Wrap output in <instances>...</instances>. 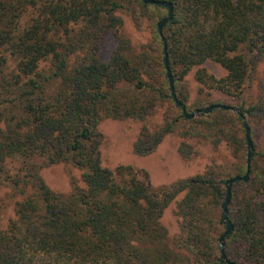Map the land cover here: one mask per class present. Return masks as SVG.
I'll return each mask as SVG.
<instances>
[{
	"label": "trees",
	"instance_id": "16d2710c",
	"mask_svg": "<svg viewBox=\"0 0 264 264\" xmlns=\"http://www.w3.org/2000/svg\"><path fill=\"white\" fill-rule=\"evenodd\" d=\"M161 1L173 6L165 41L158 25L169 10L143 0H0V187L15 212L0 231V264H227L222 206L227 182L247 172L246 122L251 174L232 188L225 254L230 263L264 264V80L263 95L251 94L264 68V0ZM126 18L146 31L145 42L123 32ZM166 52L188 113L213 105L215 92L239 113L186 119ZM207 62L226 77L210 75ZM159 113L162 123L152 124ZM105 119L142 124L139 157L170 135L184 160L199 155L194 142L217 157L202 174L156 188L143 171L103 166ZM58 165L81 173L68 195L42 176ZM173 203L174 234L165 224Z\"/></svg>",
	"mask_w": 264,
	"mask_h": 264
},
{
	"label": "rangeland",
	"instance_id": "374dc122",
	"mask_svg": "<svg viewBox=\"0 0 264 264\" xmlns=\"http://www.w3.org/2000/svg\"><path fill=\"white\" fill-rule=\"evenodd\" d=\"M123 32L134 44L145 42L148 38L144 29H136L127 18L125 19ZM113 46L112 43H109L104 52V58L108 57ZM204 68L210 75H213L217 79L224 78L227 75V72L221 66L212 62H207ZM262 71L258 76L260 82L254 83L252 88L251 94L253 99L260 98L263 95L261 93L264 80L262 78ZM191 81L193 85H197L194 78L191 77ZM211 103L225 104L232 107L237 105V102L231 97L217 92L213 93ZM150 122L155 125H160L162 123L161 114H157ZM141 127L142 124L140 122L133 120L113 121L105 119L100 123L99 131L104 138L101 147L104 167L114 170L117 167L124 166L143 171L148 174L151 185L157 188L169 186L180 180L202 174L212 159L217 157V154L208 144L194 142L199 155L188 161L182 159L178 152L180 139L175 135L168 136L152 155L139 157L134 153L133 148ZM223 155L224 152L219 153L221 158ZM42 176L48 186L59 194L68 195L73 189V184L77 183V185H82L81 173L76 170L71 171L63 165L43 169ZM9 194L8 189L0 187V231L6 229L10 220L15 217L14 203L9 198ZM175 209L176 204L173 203L167 210L165 219V224L172 234L178 231L179 225L178 219L175 216Z\"/></svg>",
	"mask_w": 264,
	"mask_h": 264
},
{
	"label": "water",
	"instance_id": "95a60500",
	"mask_svg": "<svg viewBox=\"0 0 264 264\" xmlns=\"http://www.w3.org/2000/svg\"><path fill=\"white\" fill-rule=\"evenodd\" d=\"M145 4L147 5H153V6H160V7H164L166 9L169 10V15L167 18H165L162 22L159 23L158 25V33L160 35V37L165 41V37H164V27L172 20V16H173V6L172 4L166 2V1H161V0H143ZM166 44V43H165ZM167 51V49H166ZM165 64H166V68H167V72H168V79L170 81L171 84V91H172V95L173 98L177 104V106L182 110L183 115L185 116L186 119L188 120H192L194 118H196L199 114H205V115H209L212 112L216 111V110H226V111H231L234 112L236 114L239 113L238 109L232 106H227V105H222V104H213L207 108H205L203 111H196L193 113H188L187 109L185 107L184 104H182L181 102H179L178 98H177V93L175 91V87H174V81H173V76L171 74L170 71V67H169V56L166 52V56H165ZM245 130H246V138L248 141V159H247V172L244 176H237L233 179H230L227 182V196L225 199V202L222 206V210H223V219L226 223L227 226V231L225 232V234L221 237L220 239V252H221V262L222 263H227V264H235V263H230L229 261H227V257L225 254V241L226 238L233 232L234 230V226L231 223L230 219H229V206L231 204L232 201V188L233 185L235 183H247L250 180V174H251V162H252V150H253V142H252V138H251V129L248 125V123H245Z\"/></svg>",
	"mask_w": 264,
	"mask_h": 264
}]
</instances>
